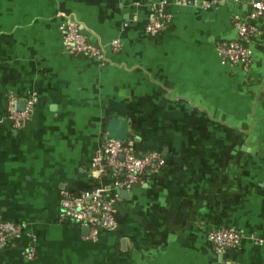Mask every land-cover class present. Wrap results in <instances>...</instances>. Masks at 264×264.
Listing matches in <instances>:
<instances>
[{"label": "crops", "instance_id": "0c3cea01", "mask_svg": "<svg viewBox=\"0 0 264 264\" xmlns=\"http://www.w3.org/2000/svg\"><path fill=\"white\" fill-rule=\"evenodd\" d=\"M158 1L0 0V221L24 225L0 264H264V16L251 17L256 0H167L173 20L154 35ZM69 18L101 59L67 52L59 26ZM243 22L256 29L248 68L217 51L240 40ZM32 94V117L14 128L10 96ZM112 117L128 119L136 152L166 165L118 187L116 227L91 240L60 219V200L116 190L94 163ZM228 227L240 246L218 250L209 232Z\"/></svg>", "mask_w": 264, "mask_h": 264}, {"label": "built area", "instance_id": "2783aa9c", "mask_svg": "<svg viewBox=\"0 0 264 264\" xmlns=\"http://www.w3.org/2000/svg\"><path fill=\"white\" fill-rule=\"evenodd\" d=\"M181 0L178 3L187 4ZM193 5L205 6V0H193ZM264 16V0L253 2L251 17ZM173 20V14L167 0L152 4V14L146 24L149 34H157L167 29ZM63 36V44L67 52L73 56L85 55L101 59L103 49L90 42L74 19H67L59 26ZM255 27L246 23L239 24L240 40L223 41L217 51L223 61L241 63L246 68L252 62V50L245 44L254 33ZM114 50L120 49L119 40L112 42ZM25 100L24 109L17 107V98L10 96L7 106L8 119L14 128H21L32 117L37 96L32 94ZM94 163L99 172L111 170L116 178V190L99 186L74 195L64 192L60 200L59 217L64 221L88 226L89 232L85 238L96 240L101 231L114 229L117 225L115 204L119 201L118 187L128 189L139 180L145 172L162 169L166 165L165 158L158 152L148 151L138 153L132 146V141L109 138L103 150L96 155ZM24 236V225L11 220L0 221V250L20 242ZM28 236V235H27ZM242 234L237 229L217 228L209 232V239L218 250L240 246ZM28 243L22 248L26 259L36 255L35 237L29 235Z\"/></svg>", "mask_w": 264, "mask_h": 264}, {"label": "water", "instance_id": "95a60500", "mask_svg": "<svg viewBox=\"0 0 264 264\" xmlns=\"http://www.w3.org/2000/svg\"><path fill=\"white\" fill-rule=\"evenodd\" d=\"M25 100L21 99L17 101V107L19 109H24ZM108 136L109 138L116 140H128L130 138L129 121L127 118L122 117H112L108 123ZM84 234H88L89 227L82 226ZM235 264V263H226Z\"/></svg>", "mask_w": 264, "mask_h": 264}, {"label": "trees", "instance_id": "16d2710c", "mask_svg": "<svg viewBox=\"0 0 264 264\" xmlns=\"http://www.w3.org/2000/svg\"><path fill=\"white\" fill-rule=\"evenodd\" d=\"M110 119H111V118L108 119L107 124L109 123V120H110Z\"/></svg>", "mask_w": 264, "mask_h": 264}]
</instances>
